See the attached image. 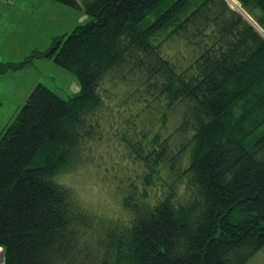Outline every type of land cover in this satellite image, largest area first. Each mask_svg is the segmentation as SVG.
Masks as SVG:
<instances>
[{"label":"trees","instance_id":"1","mask_svg":"<svg viewBox=\"0 0 264 264\" xmlns=\"http://www.w3.org/2000/svg\"><path fill=\"white\" fill-rule=\"evenodd\" d=\"M49 1L90 20L0 75L47 60L79 92L37 84L0 134V264L264 254V38L225 0ZM236 1L264 33V0ZM86 167L123 220L60 182Z\"/></svg>","mask_w":264,"mask_h":264},{"label":"rangeland","instance_id":"2","mask_svg":"<svg viewBox=\"0 0 264 264\" xmlns=\"http://www.w3.org/2000/svg\"><path fill=\"white\" fill-rule=\"evenodd\" d=\"M11 1L17 2V4L19 5V9H23L24 6L28 2L30 3L32 0ZM233 1L236 4L238 3L236 0ZM7 2H9V0H0V9L4 10L2 4H5ZM39 2L40 0H38L37 6V27L34 29V31L28 29V41L25 45H23V47L20 48L22 58L17 62H20L24 58V56L27 57L34 51H45L54 38L68 34L76 26L84 25L90 20L80 11L70 9L57 3H53L49 0H44L42 6L44 14L42 16L43 20L41 22L39 14V11L41 10L39 7L41 6ZM237 5L241 9L240 4L238 3ZM9 9L10 8L8 7L7 10ZM1 12L3 11L1 10L0 13ZM15 14H18V17L21 16L20 11L18 9L12 11V15ZM10 18L11 14H6L5 19L3 21L8 23ZM249 19L251 18L249 17ZM22 21L26 26L27 21L25 19V14L22 16ZM45 63L50 64L52 68L48 69L47 67L44 68L42 66H39L37 67V71L35 73L36 76L40 77L41 79H44V81L46 80L45 84L62 98H65L66 95L77 93V88H79V84L73 74L68 73L65 70L57 67L50 61H45ZM33 74L34 73H31L30 76H32ZM12 97L14 96H11L10 100L12 99ZM15 101L16 99L14 98L13 103ZM14 108V105L8 106L7 109L4 108V110L0 111V117H9L11 115V117H13L12 119H14L16 115L15 112L19 110V106L18 108L16 106V108L18 109L17 111H15ZM12 119L9 124L12 122ZM107 176L109 177L106 178H111L110 174ZM60 182L73 188V192L77 196L78 200L80 201L82 206L86 207L87 209L92 210L97 214H100L104 218L109 219L114 218L116 216H120L122 220L124 219L123 212L118 206V201L115 194L116 192L114 191L115 184L107 179H105V181L100 180L99 176L96 174V171L93 168L86 167L78 170H69V172L67 171L66 173L60 175ZM249 264H264V254H259Z\"/></svg>","mask_w":264,"mask_h":264},{"label":"crops","instance_id":"3","mask_svg":"<svg viewBox=\"0 0 264 264\" xmlns=\"http://www.w3.org/2000/svg\"><path fill=\"white\" fill-rule=\"evenodd\" d=\"M43 2L44 0H40L39 2L41 6L39 7L41 9L39 11L41 22L43 20L42 16L44 14V10H42ZM37 6L38 0H32L30 3L28 2L23 9H19V5L17 4V2H13L11 0H9V2L5 4H2L4 10L0 9V11H3L0 13V65L10 62L15 63L22 58L20 48L23 47V45H25L28 41V29L34 31V29L37 27ZM8 7L10 8L9 10H7ZM16 9L20 11V17H18V14L12 15V11ZM6 14H11V18L8 23L3 21L5 19ZM24 14L25 19L27 21L26 26L22 21V16ZM45 61L47 60H37L33 63L32 66L27 67L21 71L8 72L3 75H0V111L4 110V108L7 109V107L11 105H14L15 111H17L26 101L33 87L37 84H42L49 90L53 91L50 87L45 84L46 80L44 81V79H41L35 74L37 71V67L39 66H42L44 68L47 67L48 69L52 68L51 65L45 63ZM31 73H34V76H30ZM77 89L78 93L79 88ZM77 93L66 95V97L63 99H67L68 97L76 95ZM11 96H14L11 99L12 101L10 100ZM14 98L16 99V101L13 103ZM16 106L17 108L19 106V108L17 109ZM10 118L12 119L13 117H11V115L9 117H0V134L8 126L9 122L11 121Z\"/></svg>","mask_w":264,"mask_h":264},{"label":"water","instance_id":"4","mask_svg":"<svg viewBox=\"0 0 264 264\" xmlns=\"http://www.w3.org/2000/svg\"><path fill=\"white\" fill-rule=\"evenodd\" d=\"M230 8L234 10L235 12L239 13L264 38V33L258 29V27L251 21V19H249V17L243 12L242 9H236L232 6ZM2 259H3V255L1 256V260H0L1 262H2Z\"/></svg>","mask_w":264,"mask_h":264},{"label":"bare ground","instance_id":"5","mask_svg":"<svg viewBox=\"0 0 264 264\" xmlns=\"http://www.w3.org/2000/svg\"><path fill=\"white\" fill-rule=\"evenodd\" d=\"M227 3L236 9H240V7L233 0H227Z\"/></svg>","mask_w":264,"mask_h":264},{"label":"built area","instance_id":"6","mask_svg":"<svg viewBox=\"0 0 264 264\" xmlns=\"http://www.w3.org/2000/svg\"><path fill=\"white\" fill-rule=\"evenodd\" d=\"M3 255V248L2 247H0V260H1V256ZM0 263H1V261H0Z\"/></svg>","mask_w":264,"mask_h":264}]
</instances>
